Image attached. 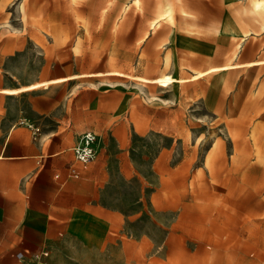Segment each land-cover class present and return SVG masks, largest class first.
<instances>
[{"label": "rangeland", "instance_id": "obj_1", "mask_svg": "<svg viewBox=\"0 0 264 264\" xmlns=\"http://www.w3.org/2000/svg\"><path fill=\"white\" fill-rule=\"evenodd\" d=\"M250 2L0 0L3 80L78 75L65 94L98 135L87 171L111 241L96 224L101 248L64 244L53 264H264V64L247 65L264 59V13ZM225 64L242 66L190 79Z\"/></svg>", "mask_w": 264, "mask_h": 264}, {"label": "crops", "instance_id": "obj_2", "mask_svg": "<svg viewBox=\"0 0 264 264\" xmlns=\"http://www.w3.org/2000/svg\"><path fill=\"white\" fill-rule=\"evenodd\" d=\"M6 75L14 74H0V264H19L17 252L43 248L50 251L53 264L64 244L91 245L94 250L109 244L113 212L97 200L99 179L87 171L93 162L81 167L73 158L72 148L86 132L79 125L76 94H65L73 78L15 82L3 80ZM36 83L47 84L25 89ZM21 120L39 133L33 138ZM71 165L80 176L65 179ZM96 224L103 225L104 244L95 233Z\"/></svg>", "mask_w": 264, "mask_h": 264}, {"label": "built area", "instance_id": "obj_3", "mask_svg": "<svg viewBox=\"0 0 264 264\" xmlns=\"http://www.w3.org/2000/svg\"><path fill=\"white\" fill-rule=\"evenodd\" d=\"M19 123H24L20 121ZM32 129V137L34 138L39 133V128L32 124H27ZM98 151V135L94 132L86 131L82 133L77 139L76 144L72 148L74 162L79 164L81 167H85L92 163L96 158ZM79 170L76 165H71L67 168L66 178H78ZM55 177H58L57 175ZM15 257L19 264H51L50 251L46 248L39 250L38 252H17Z\"/></svg>", "mask_w": 264, "mask_h": 264}, {"label": "bare ground", "instance_id": "obj_4", "mask_svg": "<svg viewBox=\"0 0 264 264\" xmlns=\"http://www.w3.org/2000/svg\"><path fill=\"white\" fill-rule=\"evenodd\" d=\"M135 2L137 3V0H135ZM244 10H245V8H244ZM248 10L252 14L254 20L261 21L260 20V15H262L264 13V0H251L250 7H249ZM170 16H171V9L168 6V7L165 8V11L161 15L160 19L162 20L164 18H170ZM159 21L160 20L158 19L157 21H155L153 23V27L154 28L158 27ZM261 29H262V31H264V22L261 23ZM260 64H264V59L254 60V61H251V62L247 63V65H260ZM237 66H242V64H225V65H221V66L210 67V68L206 69L205 71H200V72L195 73L190 79H197V78H199V77H201V76H203L205 74H208L210 72L225 71V70H229V69L235 68ZM112 74H117V73L114 72ZM77 76L78 75H74V76H71L70 78H76ZM64 80H66V79L65 78L52 79V80L49 81V83H57V82H61V81H64ZM140 80L142 82L147 81L144 78H141ZM137 81H139V80H137ZM178 81H185V80L184 79H175V78H173L171 76H168V75H163L161 77H156L153 80L154 83H156V84H158L159 86H162V87H166V86L172 84L173 82H178ZM46 84L47 83H36V84H32V85H29V86L25 87V89H33V88H37L39 86H43V85H46Z\"/></svg>", "mask_w": 264, "mask_h": 264}]
</instances>
